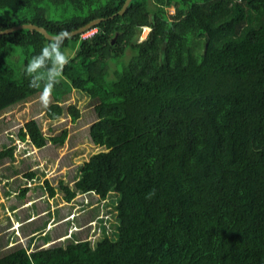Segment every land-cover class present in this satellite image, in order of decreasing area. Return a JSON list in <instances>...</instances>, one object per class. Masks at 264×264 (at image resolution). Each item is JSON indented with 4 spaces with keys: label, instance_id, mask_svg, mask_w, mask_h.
<instances>
[{
    "label": "trees",
    "instance_id": "obj_1",
    "mask_svg": "<svg viewBox=\"0 0 264 264\" xmlns=\"http://www.w3.org/2000/svg\"><path fill=\"white\" fill-rule=\"evenodd\" d=\"M124 1L0 0V30L32 23L58 35L102 18L64 39L74 55L46 118L79 117L63 102L72 91L95 101L88 135L101 149L57 188L66 200L116 195L113 233L100 225L94 241L47 246L43 235L30 250L16 240L0 264H264V0H130L118 13ZM50 42L31 28L0 35V117L40 93L46 80L30 87L23 68ZM16 133L38 149L67 137L34 118Z\"/></svg>",
    "mask_w": 264,
    "mask_h": 264
},
{
    "label": "rangeland",
    "instance_id": "obj_2",
    "mask_svg": "<svg viewBox=\"0 0 264 264\" xmlns=\"http://www.w3.org/2000/svg\"><path fill=\"white\" fill-rule=\"evenodd\" d=\"M166 10L168 14L174 12L173 6H168ZM88 30L94 31L93 28ZM62 50L74 53L69 47ZM129 56L130 52L126 51L121 61L126 62ZM110 65L115 67L113 62ZM63 102L66 105L75 103L79 108L80 115L76 120L63 115L49 123L46 118L48 105L45 107L41 103L40 93L10 107L0 117V150L15 144L13 158L0 161V253L9 249L8 246L16 240L18 245L28 246L30 250L43 243L40 239L43 235L48 240L44 244L47 246L66 242L71 234L75 238L94 241L98 237L100 225H105L113 233L114 209L108 204L114 202L115 194L109 193L102 199L93 193L78 192L72 199L66 200L57 188L60 181L72 187L80 165L92 153L101 149L91 142L88 135V126L96 118L93 109L95 101L72 91ZM31 118L36 119L42 131L49 135L59 134L65 128L67 137L64 143L53 145L48 142L38 149L21 141L17 129ZM28 170L35 172L34 177L25 175ZM44 179L55 189L53 197L49 196ZM23 185L28 189L21 194L20 188ZM24 219L32 221L21 227ZM32 227H37L38 231L32 234V240L27 244L28 238L23 233ZM15 233L21 235V238L16 237ZM8 239L10 242L6 243Z\"/></svg>",
    "mask_w": 264,
    "mask_h": 264
},
{
    "label": "clouds",
    "instance_id": "obj_3",
    "mask_svg": "<svg viewBox=\"0 0 264 264\" xmlns=\"http://www.w3.org/2000/svg\"><path fill=\"white\" fill-rule=\"evenodd\" d=\"M68 35L70 34L63 32L53 37L51 42L43 46L38 54L32 56L23 68V71L30 77V87L40 88L41 81L46 80L40 91V101L45 107L49 103L54 86L59 82L58 78L74 55L62 50L64 39Z\"/></svg>",
    "mask_w": 264,
    "mask_h": 264
},
{
    "label": "water",
    "instance_id": "obj_4",
    "mask_svg": "<svg viewBox=\"0 0 264 264\" xmlns=\"http://www.w3.org/2000/svg\"><path fill=\"white\" fill-rule=\"evenodd\" d=\"M130 0H125L122 7L120 8V10L118 11V13H122L124 11V9L126 8V6L128 5ZM100 20H102V18H95L93 20H90L89 22H87L86 24L74 29V30H71V31H68L67 33H69L70 35H68L67 37H70V36H73L75 34H78V33H81L83 31H85L86 29L90 28L91 26L95 25L96 23H98ZM19 28H31V29H35L37 31H39L40 33H42L45 38L47 39H51L57 35H52V34H49L46 29H44L43 27L41 26H38V25H35V24H32V23H23V24H18V25H14L10 28H7V29H4V30H0V35L1 34H4V33H7V32H10L12 30H15V29H19Z\"/></svg>",
    "mask_w": 264,
    "mask_h": 264
},
{
    "label": "built area",
    "instance_id": "obj_5",
    "mask_svg": "<svg viewBox=\"0 0 264 264\" xmlns=\"http://www.w3.org/2000/svg\"><path fill=\"white\" fill-rule=\"evenodd\" d=\"M142 28H143V31H144L145 26H143ZM147 28H148V27H147ZM148 29H149V28H148ZM143 31L140 32V35H139V37H140L141 39L143 38V36H142ZM92 32H93V31H91V30H87V31L83 32V33L81 34V36H82V37H86V36L90 35Z\"/></svg>",
    "mask_w": 264,
    "mask_h": 264
},
{
    "label": "bare ground",
    "instance_id": "obj_6",
    "mask_svg": "<svg viewBox=\"0 0 264 264\" xmlns=\"http://www.w3.org/2000/svg\"><path fill=\"white\" fill-rule=\"evenodd\" d=\"M147 29H148V28L145 27V29H144V33H143V36H145V34H147V31H148ZM254 38H255V37H254ZM251 42H252V41H251ZM167 63H168V62H167ZM168 67H169V66H168ZM134 96H135V94H134ZM134 96H133V97H134ZM126 101H127V100H126ZM140 121H141V120H140Z\"/></svg>",
    "mask_w": 264,
    "mask_h": 264
},
{
    "label": "crops",
    "instance_id": "obj_7",
    "mask_svg": "<svg viewBox=\"0 0 264 264\" xmlns=\"http://www.w3.org/2000/svg\"><path fill=\"white\" fill-rule=\"evenodd\" d=\"M13 223V222H12ZM12 226V225H11ZM14 229H15V227H14ZM29 234H30V232H29ZM21 238V236L19 237V239Z\"/></svg>",
    "mask_w": 264,
    "mask_h": 264
}]
</instances>
